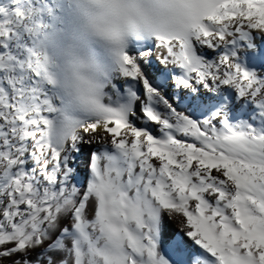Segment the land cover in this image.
<instances>
[{
    "label": "snow or ice",
    "instance_id": "obj_1",
    "mask_svg": "<svg viewBox=\"0 0 264 264\" xmlns=\"http://www.w3.org/2000/svg\"><path fill=\"white\" fill-rule=\"evenodd\" d=\"M0 264H264V0H0Z\"/></svg>",
    "mask_w": 264,
    "mask_h": 264
},
{
    "label": "bare ground",
    "instance_id": "obj_2",
    "mask_svg": "<svg viewBox=\"0 0 264 264\" xmlns=\"http://www.w3.org/2000/svg\"><path fill=\"white\" fill-rule=\"evenodd\" d=\"M177 228H178V226L173 223V224L170 225V229L169 230L172 231V230H176Z\"/></svg>",
    "mask_w": 264,
    "mask_h": 264
}]
</instances>
